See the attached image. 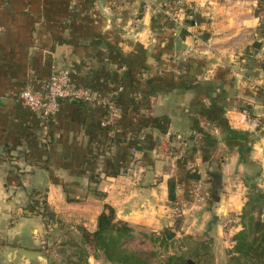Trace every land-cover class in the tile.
Segmentation results:
<instances>
[{
    "label": "crops",
    "instance_id": "0c3cea01",
    "mask_svg": "<svg viewBox=\"0 0 264 264\" xmlns=\"http://www.w3.org/2000/svg\"><path fill=\"white\" fill-rule=\"evenodd\" d=\"M176 1L0 0L1 239L32 249L20 243L48 203L89 232L108 205L136 228L190 221L185 234L208 224L218 246L233 244L250 193L264 191V0H186L182 24L163 16ZM57 66L116 102L109 132L97 104L61 102L47 121L24 105V88L41 89ZM242 111L259 127L232 129Z\"/></svg>",
    "mask_w": 264,
    "mask_h": 264
},
{
    "label": "trees",
    "instance_id": "16d2710c",
    "mask_svg": "<svg viewBox=\"0 0 264 264\" xmlns=\"http://www.w3.org/2000/svg\"><path fill=\"white\" fill-rule=\"evenodd\" d=\"M114 104L118 107L116 102ZM140 125L146 126L144 121H140ZM102 130L109 132L111 128H102ZM236 134L238 138H241V134ZM188 176L194 180L199 179L197 173ZM176 185V179H171L168 183L171 202L176 200ZM240 219L242 229L233 237L234 245L228 253L227 264H264L263 190L255 188L250 193ZM79 231L82 235V244L75 245L77 251L74 252V256H77L78 260H72L73 264H89V252L85 246L90 247L94 254H100L109 264H152L151 257L156 256L153 251L145 252L130 247L136 238V227L117 220L115 210L108 205L98 217L94 232H89L84 227H80ZM174 238L175 235L171 231H164L156 238V241L165 248ZM190 261L194 262L193 264H212L210 246L204 242H196L189 253H174L160 264H190Z\"/></svg>",
    "mask_w": 264,
    "mask_h": 264
},
{
    "label": "rangeland",
    "instance_id": "374dc122",
    "mask_svg": "<svg viewBox=\"0 0 264 264\" xmlns=\"http://www.w3.org/2000/svg\"><path fill=\"white\" fill-rule=\"evenodd\" d=\"M190 13L191 10L186 12V14ZM163 16L168 20L171 19L170 15L166 16V14H163ZM172 22L175 23L174 20H172ZM260 127H264V116L260 117ZM191 171L192 170H189L187 174ZM185 173L186 172H184L183 175H185ZM177 180L180 179L177 178ZM203 194L204 193L200 191V200H202ZM200 200L198 198L196 201L198 202ZM74 201L75 200L72 198H67V202L69 203ZM39 208V213L41 215L39 224L41 230H39V233H31L27 240L24 239V242L20 243V245L26 246L30 244L32 249L29 250L41 253L40 256L35 260L19 257L11 250V248H17V241L0 238V264H73V261L78 260L77 256H74V252L77 251V246L75 245H80L81 243L82 235L79 228L84 226L74 217L59 214L55 210V207L48 203L42 204ZM190 220H195V216L191 217ZM201 221L197 222L195 227H200ZM192 225L193 223L189 221L187 226L185 225V229H183V221L181 220L172 228L167 229V231H171V233L175 235V238L170 241L168 247L165 248L156 241V238H158L162 232L158 234L145 228H136V238L131 243L130 247L145 252L153 251L156 256L151 257L152 264H160L169 255L174 253H189L196 242H204L211 248L212 264H227L229 259L228 253L232 249L234 242L232 244L229 240L228 243L218 246L214 241L215 239L211 236L212 234L209 235V233L213 232H211L212 229L208 224L204 225V228L200 229L198 232L199 234L195 236L185 234L186 231H188L186 228ZM147 235L148 237H146ZM174 240L178 241L176 242ZM26 241L28 244H26ZM85 249L89 252V264H109L100 254H94V251L90 247L85 246ZM188 259L190 260V258ZM191 261H193V259H191Z\"/></svg>",
    "mask_w": 264,
    "mask_h": 264
},
{
    "label": "built area",
    "instance_id": "2783aa9c",
    "mask_svg": "<svg viewBox=\"0 0 264 264\" xmlns=\"http://www.w3.org/2000/svg\"><path fill=\"white\" fill-rule=\"evenodd\" d=\"M176 4L179 6L177 15H170L171 19L183 23L186 19L188 11L186 9V0H177ZM150 5L146 6V11H150ZM138 21V20H137ZM258 60L264 62V38L261 41L258 50ZM20 99L24 105L33 112L38 113L45 119H51L61 102H73L81 104H97L105 109V116L101 123L102 128L113 127L120 118V109L114 103H104L97 101L90 89L85 87H78L72 82L71 71L69 69L55 67L54 73L49 81L41 89H34L31 84L27 85L20 93ZM242 116V118L239 117ZM232 129L249 131L259 127V122L256 119H251L247 111H242L237 118L229 119ZM199 187H196V193L199 195Z\"/></svg>",
    "mask_w": 264,
    "mask_h": 264
},
{
    "label": "water",
    "instance_id": "95a60500",
    "mask_svg": "<svg viewBox=\"0 0 264 264\" xmlns=\"http://www.w3.org/2000/svg\"><path fill=\"white\" fill-rule=\"evenodd\" d=\"M196 21L194 22H191V21H186L184 24L185 26L187 27H192V26H195L196 24L200 23V15L197 14L196 15ZM260 47V45L258 46V48ZM174 241H178V240H174ZM13 253H15L17 256L19 257H23V258H26L28 260H35L37 257L40 256L41 253L37 252V251H32V250H26V249H22V248H12L11 249ZM190 264H193L191 261H190Z\"/></svg>",
    "mask_w": 264,
    "mask_h": 264
}]
</instances>
